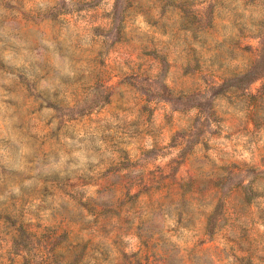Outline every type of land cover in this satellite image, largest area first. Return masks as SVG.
<instances>
[{
	"label": "clouds",
	"instance_id": "clouds-1",
	"mask_svg": "<svg viewBox=\"0 0 264 264\" xmlns=\"http://www.w3.org/2000/svg\"><path fill=\"white\" fill-rule=\"evenodd\" d=\"M0 264H264V0H0Z\"/></svg>",
	"mask_w": 264,
	"mask_h": 264
}]
</instances>
